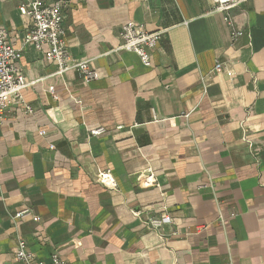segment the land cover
Listing matches in <instances>:
<instances>
[{
	"label": "crops",
	"instance_id": "crops-1",
	"mask_svg": "<svg viewBox=\"0 0 264 264\" xmlns=\"http://www.w3.org/2000/svg\"><path fill=\"white\" fill-rule=\"evenodd\" d=\"M32 1L0 0L31 109L0 119V264L19 240L45 263L264 264V0L234 12V41L212 0H60L89 83L23 46ZM128 22L162 32L149 68L118 49Z\"/></svg>",
	"mask_w": 264,
	"mask_h": 264
},
{
	"label": "built area",
	"instance_id": "built-area-1",
	"mask_svg": "<svg viewBox=\"0 0 264 264\" xmlns=\"http://www.w3.org/2000/svg\"><path fill=\"white\" fill-rule=\"evenodd\" d=\"M248 1L250 0H212L213 11L222 14L223 21L230 29L232 41L242 35L241 32L235 30L232 16L242 4ZM63 6L64 2L60 0L52 4L35 0L20 5L19 14L28 17L32 22V28L26 34L23 46H32L36 51L42 52L46 61L55 64L59 74L73 69L84 82H92L97 79V74L88 62L81 61L70 64V54L64 39ZM161 35L162 32H147L142 26L128 22L121 29V44L118 49L135 54L141 64L149 68L151 67V54L156 49ZM21 57L22 49L11 47L7 42L5 30L0 28V119L3 118L6 110L13 102L23 105L26 112H31V109L24 105L21 96L23 90L29 86L18 67ZM220 70L221 64L217 63L214 71ZM104 132V129L98 128L91 130L90 135L99 136ZM99 182L109 190L116 189L114 180L107 174H100ZM148 184L150 183L145 182V185ZM29 215V211L24 210L16 213L13 218L18 220ZM33 220L37 221V218L33 217ZM171 223L170 216L162 215L147 220L143 225L149 230L159 232L162 227ZM26 248L27 246L23 241L17 242L14 257L18 264H68L57 253L51 255L49 263L38 261L30 252H27Z\"/></svg>",
	"mask_w": 264,
	"mask_h": 264
}]
</instances>
